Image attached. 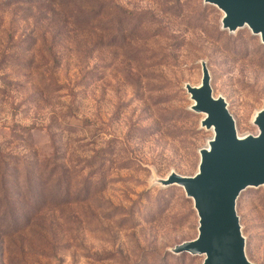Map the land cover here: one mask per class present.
<instances>
[{
    "label": "rangeland",
    "instance_id": "1",
    "mask_svg": "<svg viewBox=\"0 0 264 264\" xmlns=\"http://www.w3.org/2000/svg\"><path fill=\"white\" fill-rule=\"evenodd\" d=\"M29 2L0 0V264H203L171 251L197 233L192 200L154 178L192 176L212 135L183 88L201 62L237 133H257L264 43L202 0ZM235 210L264 264V187Z\"/></svg>",
    "mask_w": 264,
    "mask_h": 264
},
{
    "label": "water",
    "instance_id": "2",
    "mask_svg": "<svg viewBox=\"0 0 264 264\" xmlns=\"http://www.w3.org/2000/svg\"><path fill=\"white\" fill-rule=\"evenodd\" d=\"M202 1L223 13L222 30L233 33L245 27L264 43V0ZM209 83L208 69L201 62L198 85L183 87L194 101L189 109L204 113L200 126L212 128L211 137L197 149L196 172L186 176L170 171L154 182L182 187L198 217L195 237L176 244L173 253L203 255V264H252L245 253L235 203L245 188L264 187V108L253 120L257 133L239 137L225 99L215 96Z\"/></svg>",
    "mask_w": 264,
    "mask_h": 264
},
{
    "label": "trees",
    "instance_id": "3",
    "mask_svg": "<svg viewBox=\"0 0 264 264\" xmlns=\"http://www.w3.org/2000/svg\"><path fill=\"white\" fill-rule=\"evenodd\" d=\"M44 0L40 1L39 0H30L29 5H32L35 9L39 6H46L49 8H52L51 5H49V3H43ZM59 6V5H58ZM32 7V8H33ZM76 14H75V22L77 23V26L79 29H82V31L86 32V33H91L93 30L98 31L97 30V26L98 24H100L99 22L96 23L97 19H98V14L99 12L96 11L95 8H92L88 11L86 10H81L79 7H76ZM99 30H102L99 29ZM100 44L102 46H107V43H104V41H99ZM29 61V60H28Z\"/></svg>",
    "mask_w": 264,
    "mask_h": 264
},
{
    "label": "bare ground",
    "instance_id": "4",
    "mask_svg": "<svg viewBox=\"0 0 264 264\" xmlns=\"http://www.w3.org/2000/svg\"><path fill=\"white\" fill-rule=\"evenodd\" d=\"M197 85H198V84H197ZM197 85H195V86H197ZM193 103H194V101H192V104H193ZM262 108H264V106H263ZM262 108L256 110V111L253 113V115H252V123H253L254 117L256 116V113H257L258 111H260ZM200 114H201V119H202V118L204 117V113H200ZM209 131L212 132V128H210ZM238 136L240 137L241 135L238 134Z\"/></svg>",
    "mask_w": 264,
    "mask_h": 264
}]
</instances>
